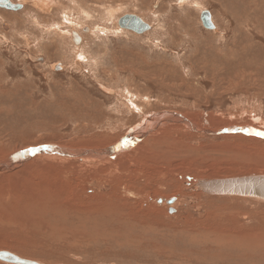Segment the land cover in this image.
I'll list each match as a JSON object with an SVG mask.
<instances>
[{
	"label": "rangeland",
	"instance_id": "374dc122",
	"mask_svg": "<svg viewBox=\"0 0 264 264\" xmlns=\"http://www.w3.org/2000/svg\"><path fill=\"white\" fill-rule=\"evenodd\" d=\"M12 1L23 9L0 8L2 165L46 147L120 154L0 169V250L43 264H264L226 242L264 232V201L197 188L264 175V0ZM129 14L151 30L120 29Z\"/></svg>",
	"mask_w": 264,
	"mask_h": 264
},
{
	"label": "water",
	"instance_id": "95a60500",
	"mask_svg": "<svg viewBox=\"0 0 264 264\" xmlns=\"http://www.w3.org/2000/svg\"><path fill=\"white\" fill-rule=\"evenodd\" d=\"M0 8L9 10V11H20L23 9V4L19 2H13L12 0H0ZM201 22L203 27L207 30H215L216 26L212 20V15L208 10H203L201 12ZM120 29L132 31L138 35L145 34L151 30V25L144 21L141 17L133 14L124 15L118 21ZM83 31L89 32L88 27L82 28ZM76 43H79V39L75 38ZM63 69L62 64L55 66V70ZM245 132V130H239L240 132ZM130 142L124 141L123 146H130ZM118 148V147H117ZM116 148V149H117ZM58 150H63L59 147H46L39 150L31 149L24 151L18 155H15V160L20 158H31L34 155L39 154L40 152L55 154L58 153ZM82 157V156H81ZM198 190L209 196H228V197H247L258 199L264 201V175H250V176H239L231 178H221V179H212V180H200L197 182ZM158 203H162V199L157 200ZM176 202V198H172L167 201L169 206H172ZM175 211L171 208L170 213ZM0 261L6 264H41L38 261L27 259L17 254H14L9 251H0Z\"/></svg>",
	"mask_w": 264,
	"mask_h": 264
},
{
	"label": "bare ground",
	"instance_id": "6f19581e",
	"mask_svg": "<svg viewBox=\"0 0 264 264\" xmlns=\"http://www.w3.org/2000/svg\"><path fill=\"white\" fill-rule=\"evenodd\" d=\"M14 2V1H13ZM54 69H55V67H53ZM162 116H164V115H162ZM158 117V116H157ZM147 121V120H146ZM145 121V122H146ZM159 120L158 119H156L155 121H150L151 123H153V126L154 127H157L158 125H159V122H158ZM164 122H162L163 124H166V123H170V122H176V123H182V124H185V121L183 120V119H180L179 120V117H177L176 115L174 116V115H166L165 116V119L163 120ZM152 128V127H151ZM158 129V128H157ZM145 135V132L144 133H139V138L137 137V136H134V135H132V136H130V137H128V139L130 138V140L132 141V139L134 140V141H137V139H140L141 137H143ZM127 139V142H130L129 140ZM133 141V142H134ZM132 142H131V144H130V146H132ZM117 149H113L112 147H109V148H105V149H103L102 150V152H100V150H99V152L100 153H98L99 155H98V157H94V155H92V157H94V158H96V159H105L106 157H108V156H110V155H112V154H116L115 152H117L116 151ZM59 152L58 153H55V154H50V153H42V152H40V158H41V160H43V159H45V158H47L48 156L49 157H51V156H54L56 159L57 158H65V157H67L68 159L69 158H71V157H75V156H82V157H85V158H92L91 156L90 157H87L88 156V154L86 153V152H81V151H72V150H58ZM94 151V150H93ZM63 152H65V154L63 155ZM119 152V151H118ZM91 153H92V151H91ZM120 153H118V154H116V155H119ZM123 154V153H122ZM89 155H90V152H89ZM117 157V156H116ZM38 158H39V156H38ZM22 159V158H21ZM26 159H30V157L29 158H25V160ZM46 160V159H45ZM63 160V159H62ZM61 160V161H62ZM4 161V163L5 164H3L2 165V162H0V169H2V170H9V169H14V167L16 168V165H17V163H16V161L17 160H15V158L14 157H12V158H8L6 161L5 160H3ZM28 161V160H27ZM35 161V160H34ZM37 161V160H36ZM40 161V160H39ZM11 162H13V164L11 163ZM23 163V159L21 160V162L19 161V163H18V165H20V164H22ZM69 163V162H68ZM15 165V166H14ZM17 165V166H18ZM1 167H4V168H1ZM16 171V170H15ZM8 196H14V195H11V193L9 194V195H4L3 196V199H4V197H8ZM121 196V195H120ZM18 197H16V199H17ZM2 199V200H3ZM107 199V198H106ZM161 199H163V198H161ZM8 200H10V201H12L13 199H11V197L10 198H8ZM109 201V200H108ZM163 201L165 202V203H167V201L168 200H164L163 199ZM14 204V203H13ZM97 209H100V207H97ZM62 217H63V219H62V221H66L67 219L65 218V215L64 214H62ZM79 218V216H77L76 217V220ZM65 224H68V222L66 221V222H64ZM80 225L81 226H85L84 225V223L82 222V220H80ZM94 224V225H93ZM95 224H97V221H92L91 222V226H92V229L94 228V227H96V225ZM74 225V224H73ZM86 227V226H85ZM95 230V229H94ZM198 230H201V229H198ZM220 237V236H219ZM232 237V236H231ZM237 239H233V240H228V241H226L228 244H231V245H233V243L234 242H236V245H237V247L239 248V249H242L243 247H244V244L243 243H249V248H248V250H247V252H246V254L243 256L244 258H246V259H249V260H254V259H256V260H259V261H263L264 262V232L263 233H246V234H243V233H239L237 236ZM141 241V240H140ZM139 243V242H138ZM120 244V243H119ZM131 243L130 242H128V241H122L121 242V245H127V246H129ZM235 244V243H234ZM118 245V244H117ZM121 245H119V246H121ZM136 246V245H135ZM125 247V246H124ZM1 251V250H0ZM171 254V253H170ZM172 254H176V253H174V252H172ZM220 258H222L221 256H220ZM219 258V259H220ZM241 259H243V258H241ZM245 260V259H244ZM248 260V261H249ZM37 261V260H36ZM39 262V261H38ZM247 262V261H246ZM251 262H253V261H251ZM39 263H41V264H43L42 262H39ZM250 263V262H249ZM258 263V262H257ZM234 264V263H233ZM237 264V263H236ZM262 264V263H261Z\"/></svg>",
	"mask_w": 264,
	"mask_h": 264
}]
</instances>
